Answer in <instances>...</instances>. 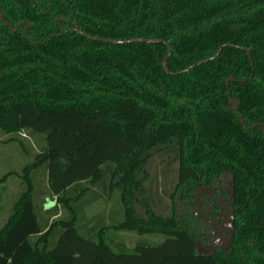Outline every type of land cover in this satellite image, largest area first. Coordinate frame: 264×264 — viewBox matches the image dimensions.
<instances>
[{
	"label": "trees",
	"instance_id": "obj_1",
	"mask_svg": "<svg viewBox=\"0 0 264 264\" xmlns=\"http://www.w3.org/2000/svg\"><path fill=\"white\" fill-rule=\"evenodd\" d=\"M132 40L168 43L169 74L166 44ZM257 124L264 0H0V140L23 131L43 140L0 227V264H264V133L247 130ZM150 151L168 159L160 176L173 172L176 187L233 175L227 251L199 254L174 213L143 220L128 207L109 225L87 216L103 198L95 188L117 176L133 197ZM39 171L49 208L34 187ZM147 227L168 236L132 248L105 238Z\"/></svg>",
	"mask_w": 264,
	"mask_h": 264
},
{
	"label": "rangeland",
	"instance_id": "obj_2",
	"mask_svg": "<svg viewBox=\"0 0 264 264\" xmlns=\"http://www.w3.org/2000/svg\"><path fill=\"white\" fill-rule=\"evenodd\" d=\"M11 137L5 136L0 140V178L12 173L1 186L5 187V193L0 189V206L4 208L0 213V227L9 217L19 193L26 188L22 178L24 170L35 162L43 144V140L29 137L26 131L21 132L18 141L10 142ZM150 155L147 163H143L140 168V185L132 189L131 199L125 194L126 187L116 185L121 179L117 176L107 183L106 192L95 188L103 198L95 201L87 210V216L92 218L103 213L109 225V215L121 212L122 219L128 207L134 209L143 220L149 219V215L163 213V216H172L174 213L179 232L189 234L195 240L199 254L211 256L217 250L227 251L233 234V175L223 170L211 184L176 187L173 172L167 173L166 179L160 176L168 159H162L158 152L150 151ZM33 181L36 192L43 196L39 204L51 207L54 202L48 194L46 172H37ZM167 236L162 229L147 227L142 236L127 231L118 234L110 231L105 238H121L125 246L132 248L135 242L161 243ZM112 249L123 252L124 247Z\"/></svg>",
	"mask_w": 264,
	"mask_h": 264
},
{
	"label": "water",
	"instance_id": "obj_3",
	"mask_svg": "<svg viewBox=\"0 0 264 264\" xmlns=\"http://www.w3.org/2000/svg\"><path fill=\"white\" fill-rule=\"evenodd\" d=\"M75 31L79 35H82L77 24H75ZM83 36L86 37V38H88V39H91L92 41H103V40H99V39H96V38L88 37L86 35H83ZM106 42L113 43V44H125V43H127L125 41H106ZM136 42L147 43V44H154V43H164V44H166V46L168 47V53H167V57L163 61V67L165 68L166 72L169 74V70L167 69V66H166V61L168 60V58L170 57V54H171L170 47H169V44L168 43H166L164 41H158V40H132V41H129V43H136ZM222 50H223V47H221L219 49V51H218L217 55L215 56V58L220 55V53L222 52ZM230 80H233V79H230ZM228 84H229V81L227 82V86H228ZM240 124L242 125V127L244 129H246L245 126H244V124H243L242 119H240ZM257 127H260L261 130H262V132L264 133V126L261 125V124H257L255 126H253L252 128L247 129V130H253V129L257 128Z\"/></svg>",
	"mask_w": 264,
	"mask_h": 264
}]
</instances>
